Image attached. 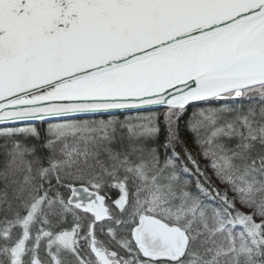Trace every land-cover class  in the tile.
Here are the masks:
<instances>
[{
  "label": "snow or ice",
  "instance_id": "snow-or-ice-1",
  "mask_svg": "<svg viewBox=\"0 0 264 264\" xmlns=\"http://www.w3.org/2000/svg\"><path fill=\"white\" fill-rule=\"evenodd\" d=\"M0 125V264H264V0H0Z\"/></svg>",
  "mask_w": 264,
  "mask_h": 264
},
{
  "label": "water",
  "instance_id": "water-1",
  "mask_svg": "<svg viewBox=\"0 0 264 264\" xmlns=\"http://www.w3.org/2000/svg\"><path fill=\"white\" fill-rule=\"evenodd\" d=\"M127 115H133L136 114L135 110H130L126 113ZM116 116H123L120 112L115 113ZM101 118H109L108 114L100 115V114H75L73 116L69 117H62V118H52L48 122L50 123H59L64 122L65 120H71V119H101ZM33 125L37 124H44L39 121L30 122ZM3 126H13V125H0V127Z\"/></svg>",
  "mask_w": 264,
  "mask_h": 264
},
{
  "label": "trees",
  "instance_id": "trees-1",
  "mask_svg": "<svg viewBox=\"0 0 264 264\" xmlns=\"http://www.w3.org/2000/svg\"><path fill=\"white\" fill-rule=\"evenodd\" d=\"M189 113L192 111V107L190 106L189 107ZM135 115V114H134ZM119 118H124L123 116H119ZM101 119H105V118H101ZM187 119V114L185 115V117H182V120H181V130H182V134L185 135V136H190L191 134L187 132L186 128L184 127V121ZM35 126H38V127H46V124H37ZM189 148L196 152L198 151L195 144H189ZM203 163V161H201Z\"/></svg>",
  "mask_w": 264,
  "mask_h": 264
}]
</instances>
